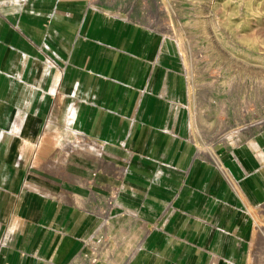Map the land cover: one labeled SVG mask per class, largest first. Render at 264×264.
Here are the masks:
<instances>
[{"label":"crops","instance_id":"obj_1","mask_svg":"<svg viewBox=\"0 0 264 264\" xmlns=\"http://www.w3.org/2000/svg\"><path fill=\"white\" fill-rule=\"evenodd\" d=\"M110 4L0 0V264H244L264 131L207 156L174 44Z\"/></svg>","mask_w":264,"mask_h":264},{"label":"rangeland","instance_id":"obj_2","mask_svg":"<svg viewBox=\"0 0 264 264\" xmlns=\"http://www.w3.org/2000/svg\"><path fill=\"white\" fill-rule=\"evenodd\" d=\"M110 2V7L116 15L161 32L174 44L184 63L186 86L189 91V131L198 147L208 143L214 148L219 145H236L250 134L264 131V122L255 126V122L264 121V0ZM204 26L205 28H202ZM170 32H173L175 37L181 36L184 53L181 52L178 41L169 35ZM184 54L188 62L185 61ZM192 111L201 114V121L194 128L190 123ZM247 127L252 128L251 133L246 132ZM221 138L226 141H215H220ZM252 216L253 222L249 231L250 250L244 264H247L249 258L252 261L253 257V264H264V254L257 233L259 225L264 224V203L252 212ZM107 253L94 251L90 254H80L76 258L80 257L82 261L74 264H97L98 261H107L108 257H101L103 254L108 255ZM255 255H258L257 259Z\"/></svg>","mask_w":264,"mask_h":264},{"label":"bare ground","instance_id":"obj_3","mask_svg":"<svg viewBox=\"0 0 264 264\" xmlns=\"http://www.w3.org/2000/svg\"><path fill=\"white\" fill-rule=\"evenodd\" d=\"M213 1V0H212ZM243 1V0H242ZM256 1V0H255ZM261 1V0H260ZM202 2V1H201ZM208 2V1H207ZM248 2V1H247ZM94 3V2H93ZM165 3V2H164ZM169 3V2H168ZM209 3V2H208ZM248 3H250V2H248ZM171 4V3H170ZM232 4V3H231ZM230 4V5H231ZM202 5V4H201ZM201 5H200V7H201ZM243 5V4H242ZM254 5V4H253ZM167 6V5H166ZM171 6V5H170ZM255 6V5H254ZM211 7V6H210ZM256 7V6H255ZM220 8H221V6H220ZM229 8V7H228ZM227 8V9H228ZM219 9V8H218ZM222 9V8H221ZM232 9V8H231ZM257 9V8H256ZM258 9H260V8H258ZM205 10V9H204ZM201 11V10H200ZM259 11V10H258ZM171 12V11H170ZM206 12V11H205ZM230 12V11H229ZM171 13H173V11L171 12ZM142 14V13H141ZM174 14V13H173ZM203 14V13H202ZM202 14L200 15V16H202ZM194 15H196V14H194ZM256 15V14H255ZM263 15V14H262ZM169 16V15H168ZM199 16V15H198ZM264 16V15H263ZM253 17V16H252ZM204 18V17H203ZM257 18H259V17H257ZM263 18V17H262ZM203 20V19H202ZM262 20V19H261ZM152 21V20H151ZM205 21V20H204ZM208 21V20H207ZM250 21V20H249ZM264 21V20H263ZM154 24V23H153ZM156 24V23H155ZM172 25V24H171ZM177 25V24H176ZM251 25V24H250ZM154 26V25H153ZM210 26V25H209ZM182 28V27H181ZM202 28H205V26L204 27H202ZM255 28V27H254ZM152 29V28H151ZM172 29H173V27H172ZM206 29H208V28H206ZM178 30V29H177ZM176 30V31H177ZM179 31V30H178ZM203 32H204V30H203ZM253 33V32H252ZM256 33V32H255ZM240 34V33H239ZM169 35L172 37V38H174V39H176L177 41H178V43H179V48H180V50H181V52H183L184 53V46H183V44H182V42H181V36H177V37H175L176 35L173 33V32H170L169 33ZM180 35V34H179ZM207 36V35H206ZM205 36V37H206ZM214 36V35H213ZM212 36V37H213ZM239 36V35H238ZM208 38V37H207ZM210 38V37H209ZM256 38V37H255ZM254 38V39H255ZM263 38V37H262ZM218 39V38H217ZM175 40V41H176ZM213 40V39H212ZM219 40V39H218ZM264 40V39H263ZM186 41V40H185ZM210 41V40H209ZM215 41V40H214ZM255 41H257V40H255ZM163 42V41H162ZM214 44V43H213ZM219 44V43H218ZM170 45V44H169ZM190 45V44H189ZM194 45H195V43H194ZM205 45V44H204ZM168 46V45H167ZM171 46V45H170ZM173 47V46H172ZM192 47V46H191ZM212 48V47H211ZM171 49V48H170ZM221 49H222V47H221ZM224 49V48H223ZM222 49V50H223ZM169 50V49H168ZM201 50V49H200ZM225 50V49H224ZM170 51V50H169ZM240 51V50H239ZM180 52V53H181ZM196 52H198V51H196ZM189 53V52H188ZM189 54H191V53H189ZM220 54V53H219ZM229 54V53H228ZM196 55V54H195ZM232 55V54H231ZM230 55V56H231ZM239 55V54H238ZM247 55V54H246ZM190 56V55H189ZM241 56V55H240ZM192 57V56H191ZM190 58V57H189ZM223 58V57H222ZM242 58V57H241ZM246 58V57H245ZM184 59H185V61H187L188 62V58H187V56L184 54ZM247 59V58H246ZM255 59V58H254ZM255 61V60H254ZM198 62V61H197ZM258 62V61H257ZM262 64V63H261ZM191 68V67H190ZM195 69V68H194ZM247 69V68H246ZM172 75V74H171ZM187 77V76H186ZM192 77V76H191ZM264 77V76H263ZM192 82V81H191ZM190 83V82H189ZM194 83V82H193ZM190 86V85H189ZM192 99V98H191ZM193 103V102H192ZM197 104V103H196ZM196 106V105H195ZM252 109V108H251ZM194 110V109H193ZM196 110V109H195ZM243 117V116H242ZM201 114L198 112V111H192V113H191V116H190V123L192 124V128H194L197 124H199V122L201 121ZM262 122H264V121H257V122H255V126L257 127V126H259V125H261L262 124ZM226 123V122H225ZM252 123V122H251ZM219 124V123H218ZM224 124V123H223ZM228 128V127H227ZM208 129H209V127H208ZM200 131V130H199ZM219 131V130H218ZM207 132V131H206ZM246 132H248V133H251L252 132V128H249V127H247L246 128ZM194 133V132H193ZM209 134H210V132H209ZM247 134V133H246ZM248 135V134H247ZM210 140V139H209ZM215 141H217V142H225L226 140L224 139V138H221L220 139V141L217 139V140H215ZM249 142V141H248ZM247 142V143H248ZM229 143V142H228ZM211 143H208V144H205V145H201V147H199L200 148V150H202V151H204V153H206L207 154V156H209V157H211V158H214L216 161H217V156H216V153H215V148L214 147H211ZM102 159V158H101ZM241 165V164H240ZM240 177V176H239ZM203 212V211H202ZM138 217V216H137ZM107 222V221H106ZM154 222V221H153ZM263 222V221H262ZM259 225V224H258ZM257 233H259V242H260V245H261V248H262V254H264V224H260L259 225V232H257ZM126 234V233H125ZM143 234V233H142ZM128 235V234H127ZM92 236V235H91ZM254 237V236H253ZM89 238V237H88ZM45 242V241H44ZM235 245V244H234ZM103 249V248H102ZM113 249V248H112ZM117 249V248H116ZM131 249V248H130ZM123 251V250H122ZM124 252V251H123ZM98 253V252H97ZM128 253V252H127ZM124 254V253H123ZM99 256V255H98ZM256 256V259L258 258V255H255ZM253 260H254V257H253ZM252 260V261H253ZM263 260V259H262ZM82 261V259L80 258V257H78V258H76V263H80ZM251 260H250V258H249V260L247 261V264H253V262H252ZM261 261V260H260ZM260 261H258V262H260ZM116 262V261H115ZM258 262H256V263H258ZM110 263V262H109ZM134 263V262H133ZM246 264V263H245Z\"/></svg>","mask_w":264,"mask_h":264}]
</instances>
